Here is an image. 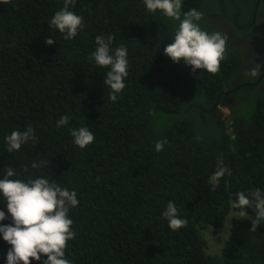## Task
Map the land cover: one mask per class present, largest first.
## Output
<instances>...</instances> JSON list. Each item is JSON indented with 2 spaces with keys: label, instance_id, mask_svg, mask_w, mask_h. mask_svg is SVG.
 Segmentation results:
<instances>
[{
  "label": "trees",
  "instance_id": "obj_1",
  "mask_svg": "<svg viewBox=\"0 0 264 264\" xmlns=\"http://www.w3.org/2000/svg\"><path fill=\"white\" fill-rule=\"evenodd\" d=\"M182 5V12L203 13L199 24L209 33L219 31L210 20L242 33L264 23L257 0ZM62 7L63 0L0 4V179L10 165L16 172L10 179L44 177L77 193L79 205L69 211L76 236L65 251L72 264H264V222L252 232V221L230 205L240 191L264 192V76L243 75L244 56L228 41L216 74L174 63L164 47L178 22L147 12L143 0H76L70 10L85 27L73 39L48 25ZM108 35L113 50L123 45L128 53L116 102L103 83L109 69L89 60L96 36ZM256 63L262 75L264 57ZM62 115L69 123L58 128ZM29 125L37 144L9 153L5 136ZM84 126L95 139L82 149L70 129ZM157 141H166L162 151ZM218 159L229 172L210 191ZM169 201L188 221L178 231L162 215ZM0 210L9 216L0 224H10L2 196ZM226 218L228 235L212 253L203 230ZM10 247L0 234V264Z\"/></svg>",
  "mask_w": 264,
  "mask_h": 264
},
{
  "label": "clouds",
  "instance_id": "obj_2",
  "mask_svg": "<svg viewBox=\"0 0 264 264\" xmlns=\"http://www.w3.org/2000/svg\"><path fill=\"white\" fill-rule=\"evenodd\" d=\"M11 0H0V4H10ZM145 9L149 13L159 11L166 18L178 22L172 35L173 42L164 47V54L174 63L183 62L191 66V73L196 70L216 74L220 70L222 60L225 58L227 37L219 31L211 33L201 29L199 21L203 13L193 8L182 12V0H143ZM76 0H63V7L56 11L48 21L50 28L64 34V39H73L85 27L83 17L70 10L74 8ZM114 37L108 35L96 36V48L90 53L89 60L95 65L109 70L103 83L110 89L109 99L116 102L118 94L125 88V78L128 75L127 48L123 45L112 49ZM47 45L56 41L52 37L46 39ZM243 55L244 49L240 48ZM251 78L261 76V64L255 65L248 71ZM69 117L62 115L56 126H66ZM73 143L80 148H85L94 142V134L89 127L70 129ZM7 151H19L21 146L32 141L37 144L35 129L28 126L24 131L14 130L5 136ZM166 141H157L155 150L162 151ZM42 165L49 166L48 161L33 162L32 168ZM25 172L28 166L25 165ZM229 172L223 160L218 159L216 169L209 177L210 191L219 187L221 178ZM16 175L15 170L9 165L0 179V196L3 197L7 213L10 214V224H0V234L3 240L11 247L7 252L6 264H31L30 258L41 261L42 255L46 258L42 264H72L66 258L65 251L68 241L75 238L72 230L73 220L69 217L71 208L79 205L77 193L67 188H61L47 178L39 177L28 179H10ZM233 209L239 211L236 216L246 217L252 221L250 231L255 232L264 222V192L260 188L240 191L236 199L230 200ZM252 209L255 218H249L246 209ZM168 221L172 231H178L187 226L186 219L179 218L178 209L174 202L169 201L166 210L162 213ZM9 219L5 211L0 210V221Z\"/></svg>",
  "mask_w": 264,
  "mask_h": 264
},
{
  "label": "flooded vegetation",
  "instance_id": "obj_3",
  "mask_svg": "<svg viewBox=\"0 0 264 264\" xmlns=\"http://www.w3.org/2000/svg\"><path fill=\"white\" fill-rule=\"evenodd\" d=\"M210 8L209 6L206 9L210 10ZM258 20H261V17H259ZM210 22H213L214 25L217 26L219 32L227 37L228 44H236L238 47L241 46L244 48V53L242 55L245 61L243 64V75H247L248 71L255 63L262 60L264 57V23L259 21L251 31L242 33L231 29L229 23L223 20L216 19L210 20ZM231 30L241 34L236 35ZM261 76H264V69Z\"/></svg>",
  "mask_w": 264,
  "mask_h": 264
},
{
  "label": "rangeland",
  "instance_id": "obj_4",
  "mask_svg": "<svg viewBox=\"0 0 264 264\" xmlns=\"http://www.w3.org/2000/svg\"><path fill=\"white\" fill-rule=\"evenodd\" d=\"M239 48H243V47L240 46ZM221 110H222L224 116H226V115L228 116L229 112L227 110V107L222 108ZM229 221H230L229 218H226L223 226L216 228V229H209V230L207 228H209L211 226H208L206 228L207 230L206 229L203 230V231H205V233H203V236H204V238L206 237L205 239L207 240L208 249L210 252L213 253V252L217 251L218 247L219 246L221 247V245H223V242H224V240L227 237L228 232H229Z\"/></svg>",
  "mask_w": 264,
  "mask_h": 264
},
{
  "label": "water",
  "instance_id": "obj_5",
  "mask_svg": "<svg viewBox=\"0 0 264 264\" xmlns=\"http://www.w3.org/2000/svg\"><path fill=\"white\" fill-rule=\"evenodd\" d=\"M258 2H262L263 8H264V0H257Z\"/></svg>",
  "mask_w": 264,
  "mask_h": 264
}]
</instances>
